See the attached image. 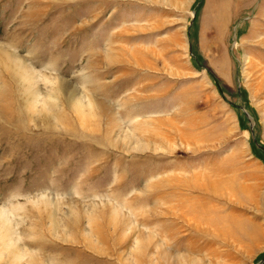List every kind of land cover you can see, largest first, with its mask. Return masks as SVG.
Masks as SVG:
<instances>
[{
    "label": "rangeland",
    "instance_id": "obj_1",
    "mask_svg": "<svg viewBox=\"0 0 264 264\" xmlns=\"http://www.w3.org/2000/svg\"><path fill=\"white\" fill-rule=\"evenodd\" d=\"M0 264H264V0H0Z\"/></svg>",
    "mask_w": 264,
    "mask_h": 264
}]
</instances>
